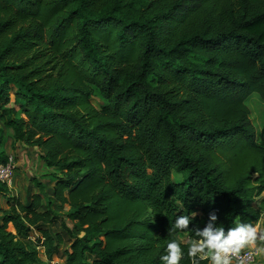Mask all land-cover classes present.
Masks as SVG:
<instances>
[{
	"label": "trees",
	"instance_id": "trees-1",
	"mask_svg": "<svg viewBox=\"0 0 264 264\" xmlns=\"http://www.w3.org/2000/svg\"><path fill=\"white\" fill-rule=\"evenodd\" d=\"M252 93L264 101V0H0V126L64 174L62 264H160L212 211L225 228L263 218ZM54 213L40 192L8 196L0 264H59V235L29 236Z\"/></svg>",
	"mask_w": 264,
	"mask_h": 264
},
{
	"label": "rangeland",
	"instance_id": "rangeland-1",
	"mask_svg": "<svg viewBox=\"0 0 264 264\" xmlns=\"http://www.w3.org/2000/svg\"><path fill=\"white\" fill-rule=\"evenodd\" d=\"M92 104L98 107L101 99L97 96L92 98ZM246 105L249 109L250 121L253 124L256 132V138L259 141L264 140V101L252 93L246 100ZM1 128L0 138V153L4 156L12 158V186H7V194L0 193V214L1 210L7 208L8 196L18 197L21 202H25L33 193L40 192L43 204L49 200V204L56 212L53 216L52 223H44L37 227H32L29 236L34 240L40 236L39 229L45 228L52 235L62 238L57 242V250L52 257L53 262L63 263V249L69 244V235L63 229L62 223L66 224L69 229H72V222L65 218L68 206L53 199L51 196L53 186L57 177L64 176L63 172L57 168L47 167L41 160L40 155L42 150L40 147L31 146L23 141L15 140L11 130ZM44 209L41 208V210ZM264 219V215H263ZM264 223V220H263ZM7 230L14 232L11 224H8ZM180 238V237H179ZM182 238V237H181ZM42 259H45L43 249H38ZM261 260L256 258L254 264H259ZM263 262V261H262Z\"/></svg>",
	"mask_w": 264,
	"mask_h": 264
},
{
	"label": "clouds",
	"instance_id": "clouds-1",
	"mask_svg": "<svg viewBox=\"0 0 264 264\" xmlns=\"http://www.w3.org/2000/svg\"><path fill=\"white\" fill-rule=\"evenodd\" d=\"M256 203L264 208L261 201ZM217 220V213L210 212L204 226L195 230L199 239L190 242L186 251L182 247V240H168L159 255L160 264H180L185 256L190 264H200L201 261H207V264H232L233 259L240 257L245 249H250L251 255L264 261V229L259 224L236 221L233 227L225 228L218 226ZM189 223V216H177L167 232H182L189 228Z\"/></svg>",
	"mask_w": 264,
	"mask_h": 264
},
{
	"label": "built area",
	"instance_id": "built-area-1",
	"mask_svg": "<svg viewBox=\"0 0 264 264\" xmlns=\"http://www.w3.org/2000/svg\"><path fill=\"white\" fill-rule=\"evenodd\" d=\"M12 158L8 157L7 161L0 164V181L6 186H12ZM250 249L242 251L240 257L234 258L232 264H254L256 257L250 254Z\"/></svg>",
	"mask_w": 264,
	"mask_h": 264
},
{
	"label": "crops",
	"instance_id": "crops-1",
	"mask_svg": "<svg viewBox=\"0 0 264 264\" xmlns=\"http://www.w3.org/2000/svg\"><path fill=\"white\" fill-rule=\"evenodd\" d=\"M263 220H264V219L261 218V219H259L258 221L253 222V224H259L260 227H261V229H264V223H263ZM183 240H186L185 237L183 238ZM257 243H260V242L257 241ZM259 264H264V261L262 262V260H261V262H259Z\"/></svg>",
	"mask_w": 264,
	"mask_h": 264
}]
</instances>
